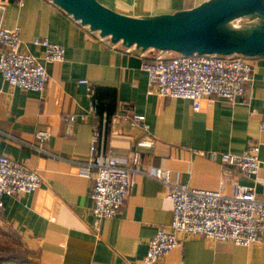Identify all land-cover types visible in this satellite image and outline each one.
<instances>
[{
  "label": "crops",
  "instance_id": "0c3cea01",
  "mask_svg": "<svg viewBox=\"0 0 264 264\" xmlns=\"http://www.w3.org/2000/svg\"><path fill=\"white\" fill-rule=\"evenodd\" d=\"M98 1L124 15L146 17L192 9L207 0ZM1 27H18L22 50L41 61L37 37L63 45L65 59L46 64L49 80L42 92L12 87L0 72V154L43 178L34 192L3 198L0 264H144L150 239L172 222V201L160 181L135 173L119 214L98 222L94 181L86 168L100 150L130 159L137 152L138 164L132 167L170 171L173 181L192 188L235 194L241 184L264 200V56L252 59L245 100L229 103L209 96L194 111L190 100L161 97L151 89L142 68L150 51L106 46L51 0H0ZM90 85L103 100L102 117L93 110ZM126 105L144 116L154 148L137 147L144 130L126 120ZM69 115L75 117L72 124ZM96 128L103 133L98 141ZM40 130L49 132L44 142L36 137ZM254 143L261 160L256 176L223 166L219 154L210 156L212 151L242 154ZM178 238L182 243L154 264H264V234L250 247L200 236Z\"/></svg>",
  "mask_w": 264,
  "mask_h": 264
},
{
  "label": "built area",
  "instance_id": "2783aa9c",
  "mask_svg": "<svg viewBox=\"0 0 264 264\" xmlns=\"http://www.w3.org/2000/svg\"><path fill=\"white\" fill-rule=\"evenodd\" d=\"M23 4V0H19ZM106 46L116 48L122 44L113 42L94 31ZM37 46L43 47L42 61L21 48L20 29L0 28V72L12 87L28 91L42 92L49 80L46 64L62 62L65 48L52 43L47 38L37 37ZM128 52H140L135 46L126 47ZM151 59L142 65L148 73L152 90L165 98L188 99L194 111L201 109L205 97L216 96L229 103L245 100L252 80L253 58L241 54H181L174 51L149 49ZM144 51L142 53H145ZM88 84L87 81H81ZM93 99L95 89L90 85ZM125 118L140 126L144 135L137 141L138 148H154L156 140L149 132L144 116L136 115L132 106H123ZM70 124L73 115L67 117ZM264 129V123L261 124ZM103 133L96 128L94 141ZM36 137L44 142L49 132L40 130ZM93 146V151L95 150ZM260 146L254 143L242 154L212 151L210 156L216 159L218 154L223 166L235 168L246 176H256L261 167ZM138 153L132 158L119 156L111 151L96 152L87 163L86 173L94 181L91 197L94 201L93 214L97 221L112 218L119 214L131 193L135 173H142L160 181L166 188V196L173 204V219L168 226L159 227L148 243L144 264H154L166 257L182 241L179 234L200 236L218 243H232L250 247L259 242L264 234V200L256 196L252 188L239 184L235 194L222 190L192 188L173 181L170 171L152 168L140 170ZM91 171V172H90ZM43 182L41 174L7 155L0 154V212L4 209L3 198L6 195L19 196L30 194Z\"/></svg>",
  "mask_w": 264,
  "mask_h": 264
},
{
  "label": "water",
  "instance_id": "95a60500",
  "mask_svg": "<svg viewBox=\"0 0 264 264\" xmlns=\"http://www.w3.org/2000/svg\"><path fill=\"white\" fill-rule=\"evenodd\" d=\"M51 1L92 31L140 52L264 56V0H207L192 9L146 17L124 15L98 0Z\"/></svg>",
  "mask_w": 264,
  "mask_h": 264
},
{
  "label": "trees",
  "instance_id": "16d2710c",
  "mask_svg": "<svg viewBox=\"0 0 264 264\" xmlns=\"http://www.w3.org/2000/svg\"><path fill=\"white\" fill-rule=\"evenodd\" d=\"M94 101H95V105H96V109L98 110V115L102 117V113L105 110V108L103 107V100L100 97L99 91L97 89H95V95H94ZM112 113L108 114V118H111Z\"/></svg>",
  "mask_w": 264,
  "mask_h": 264
},
{
  "label": "rangeland",
  "instance_id": "374dc122",
  "mask_svg": "<svg viewBox=\"0 0 264 264\" xmlns=\"http://www.w3.org/2000/svg\"><path fill=\"white\" fill-rule=\"evenodd\" d=\"M245 21H247V20H240V22H238L237 24H242V23H244Z\"/></svg>",
  "mask_w": 264,
  "mask_h": 264
},
{
  "label": "bare ground",
  "instance_id": "6f19581e",
  "mask_svg": "<svg viewBox=\"0 0 264 264\" xmlns=\"http://www.w3.org/2000/svg\"><path fill=\"white\" fill-rule=\"evenodd\" d=\"M235 23H236V22H233V25H234V26H236V24H235Z\"/></svg>",
  "mask_w": 264,
  "mask_h": 264
}]
</instances>
